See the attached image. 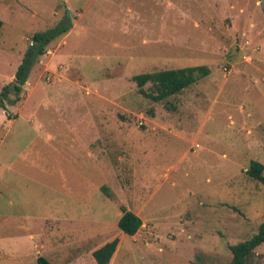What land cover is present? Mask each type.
<instances>
[{
    "label": "rangeland",
    "instance_id": "1",
    "mask_svg": "<svg viewBox=\"0 0 264 264\" xmlns=\"http://www.w3.org/2000/svg\"><path fill=\"white\" fill-rule=\"evenodd\" d=\"M0 21V92L33 34L67 30L0 109V264L113 240L109 264H228L264 223V0H0ZM192 66L210 75L158 103L132 80Z\"/></svg>",
    "mask_w": 264,
    "mask_h": 264
},
{
    "label": "trees",
    "instance_id": "2",
    "mask_svg": "<svg viewBox=\"0 0 264 264\" xmlns=\"http://www.w3.org/2000/svg\"><path fill=\"white\" fill-rule=\"evenodd\" d=\"M1 29L2 22L0 21V31ZM66 31V28L59 26L44 33H35L29 38V44L15 71L12 83L4 86L0 92V109L5 110L7 104L14 106L20 101L23 87L32 67L46 53L48 45L63 36ZM209 75L210 70L206 66H192L139 74L133 76L132 80L137 86V92L142 97L158 103L180 94L183 90ZM147 84L151 88L149 92L144 90ZM11 96L14 98L11 99ZM246 175L264 187V165L257 161H251ZM141 225L142 222L138 216L126 209H122L121 217L117 222V228L121 233L125 236L132 237L137 233ZM263 243L264 223L258 227L257 232L250 239L230 248L232 258L228 264H245L247 258ZM116 247L117 240H113L94 251L92 258L95 264H109ZM36 262L37 264H49L42 257H38Z\"/></svg>",
    "mask_w": 264,
    "mask_h": 264
}]
</instances>
